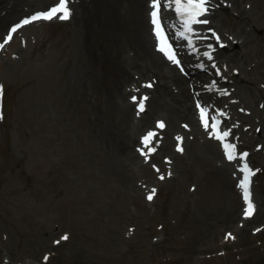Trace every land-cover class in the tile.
I'll use <instances>...</instances> for the list:
<instances>
[{
  "label": "rangeland",
  "instance_id": "374dc122",
  "mask_svg": "<svg viewBox=\"0 0 264 264\" xmlns=\"http://www.w3.org/2000/svg\"><path fill=\"white\" fill-rule=\"evenodd\" d=\"M79 1L71 0L69 19L29 23L7 42L11 23L58 0L1 1L12 13L0 30V264L264 261V0H221L224 7L209 26L225 46L217 41L212 59L204 55L213 75L192 78L221 129L230 130L226 140L210 135L211 126L191 131L168 106L159 108L149 91L155 87L147 86L152 74L130 65L122 88L132 117L125 120L108 81L82 77L79 64L89 52L76 30ZM207 47L200 41L202 56ZM127 50L123 43L120 56L132 59ZM149 133L154 136L146 144ZM123 142L130 155L123 154ZM225 142L236 146L235 159H227ZM244 163L254 172L255 210L247 217L239 186Z\"/></svg>",
  "mask_w": 264,
  "mask_h": 264
},
{
  "label": "bare ground",
  "instance_id": "6f19581e",
  "mask_svg": "<svg viewBox=\"0 0 264 264\" xmlns=\"http://www.w3.org/2000/svg\"><path fill=\"white\" fill-rule=\"evenodd\" d=\"M1 1L0 30H2L7 20L6 16L11 17L12 13L9 12L12 9V5L9 7ZM150 1L147 0V4L146 0H80L78 2V10H76L75 16L79 45H81L82 39L85 52H89V56L86 59L83 57L81 64H79L83 67L82 77L94 78L100 76V78L108 81L109 85L105 88L110 92L109 97L112 101L115 95L118 103V106L112 105L127 120V118L132 117V104L130 102L127 103L124 86L125 83L130 81V69L136 68L143 73H150L154 78L152 82L155 84V88L149 90L153 94V102L159 108L168 106L169 114L172 113L173 116L183 118V121H186L191 126V131L197 130V133H200L199 129L203 125L199 122L195 107L201 104L202 100L189 93L187 84L190 79L163 52L155 48V37L152 32L150 15L147 14V9L151 4ZM215 1V3H212L214 8L211 16L213 14L216 15V11L224 7L221 0ZM235 1L239 4L238 0ZM240 30L246 37L247 31L245 29ZM106 31L108 47L103 49L99 44L104 38ZM204 37H207V39H204L205 44L211 45V48L214 49L213 44L217 43L214 37L207 32H205ZM123 43L128 49L127 52L132 53V59H123L120 56L119 47ZM219 45L221 44L217 43V47ZM87 62H93L92 68L87 67ZM129 65L131 67L128 70L127 66ZM167 67L168 69H166ZM123 83L124 86L122 88ZM176 87H178V90H175ZM140 88H142V84ZM194 104L196 105L194 106ZM150 120L151 117L149 116L144 122L148 123ZM183 129L184 131L179 130L180 135L186 136L188 130ZM121 148L124 155H130L124 142Z\"/></svg>",
  "mask_w": 264,
  "mask_h": 264
},
{
  "label": "snow or ice",
  "instance_id": "6c2138e0",
  "mask_svg": "<svg viewBox=\"0 0 264 264\" xmlns=\"http://www.w3.org/2000/svg\"><path fill=\"white\" fill-rule=\"evenodd\" d=\"M161 2L162 0H152V12L150 13L151 18H152V24L154 26L153 31L155 32V35L157 37L158 41V49L163 52L166 57L173 63L179 65L180 60L177 57L176 51L173 49L171 43L168 40L167 33L164 30V25L162 24L161 20V15H160V7H161ZM211 0H168L167 5L168 7H172L174 5L175 12L177 16L180 18L182 22V31L178 33L180 37H183L188 41V43L191 45L193 43V36L195 35V30L192 27L195 24H207L208 21L206 19H200V17L204 16L207 14L209 11V5H210ZM71 3V0H58V3L48 9L47 11L44 12H39L34 15H32L29 18H25L22 21V24H29L32 21L43 19V20H51L53 18H58L61 20H67L71 16V9L69 7V4ZM19 27H21V24L15 25L9 35L6 38L7 40H10L12 38V33H14ZM215 39L217 41L220 40V36L215 35ZM197 39H207V37H196ZM221 47L224 45L221 44ZM3 47V44H0V48ZM212 46L209 45V48ZM193 50L195 51V47H193ZM205 56L208 57V59H212V55L210 52H205ZM148 87H151V85H147ZM4 95V90L3 86L0 85V97ZM133 101H136V97H132ZM147 97H144L142 100L139 102V108L141 111L144 109V104L143 101L146 100ZM200 107V105H198ZM200 112H201V120L204 123L205 128L207 129L209 127L208 124V117H207V109L200 107ZM0 119H3V115L0 114ZM159 127H164L163 122H160ZM213 132L211 134H215L217 139L220 140H226V138L230 135V130H225L221 132L218 128L217 123H213L211 125ZM154 136V133H149L148 136H146L145 142L150 143L149 137ZM178 139H181L178 137ZM224 148L226 152L227 159L233 160L236 158L234 155L235 153V148L236 146L231 144V143H224ZM182 150V149H181ZM149 151H154V149H149ZM241 159L246 157L248 154L247 153H240L239 154ZM241 171L243 172V178L240 181V187L243 190L244 194V199L247 203V207L245 209L244 215L251 216L254 212V204L251 199V193H250V184H251V176L254 175V172L248 167L247 163H245L242 166ZM163 179V177H161ZM155 195V190L153 189L152 193L148 195L147 199L151 200L153 196ZM231 234H228V237H230ZM226 237V238H228ZM69 237L65 234L63 237H61L62 240H67ZM56 243H59V241H56ZM47 259V257H45Z\"/></svg>",
  "mask_w": 264,
  "mask_h": 264
},
{
  "label": "trees",
  "instance_id": "16d2710c",
  "mask_svg": "<svg viewBox=\"0 0 264 264\" xmlns=\"http://www.w3.org/2000/svg\"><path fill=\"white\" fill-rule=\"evenodd\" d=\"M242 264H247V263H245V261H244ZM253 264H264V261H258V262H255Z\"/></svg>",
  "mask_w": 264,
  "mask_h": 264
}]
</instances>
